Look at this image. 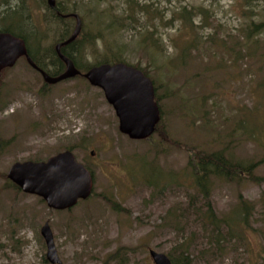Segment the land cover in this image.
Masks as SVG:
<instances>
[{"label":"rangeland","instance_id":"rangeland-1","mask_svg":"<svg viewBox=\"0 0 264 264\" xmlns=\"http://www.w3.org/2000/svg\"><path fill=\"white\" fill-rule=\"evenodd\" d=\"M2 1L0 19L19 3ZM23 1L31 21L23 22L22 34L40 59L65 27H50L47 0ZM56 2L77 11L85 33L103 35L84 63L111 56L104 49L109 43L114 50L122 45L125 64L148 71L163 132L131 141L119 132L101 90L76 78L45 85L42 94L43 80L19 61L3 75L0 95V264H50L41 236L46 223L62 264H153L150 250L169 257L184 241L192 264H249L264 257V183L211 181L219 218L233 217L240 197L254 206L246 243L223 230L226 253H215L208 249L202 212L194 214L203 209L186 150L223 151L235 162L257 164L254 175L264 179V31L245 40L251 22H264V0L250 6L244 0H139L158 12L138 8L134 28L121 31L108 24L110 16L129 9L128 0ZM183 9L192 12L187 20L179 15ZM68 23L73 31L75 20ZM147 35L151 39L144 42ZM65 151L94 178L88 200L53 211L42 199L9 187L6 176L14 163L46 162Z\"/></svg>","mask_w":264,"mask_h":264},{"label":"water","instance_id":"water-1","mask_svg":"<svg viewBox=\"0 0 264 264\" xmlns=\"http://www.w3.org/2000/svg\"><path fill=\"white\" fill-rule=\"evenodd\" d=\"M56 5V0H47V6L51 10H54ZM63 18L75 20L71 36L54 47L56 55L65 65V70L56 77L41 72L44 83L47 86H55L82 77L91 87L103 92L105 100L115 111L121 135L131 141L149 140L161 121L153 82L142 71L123 63L101 65L81 73L74 63L63 55L62 49L79 38L83 24L77 14ZM21 58H26L27 62L37 69L23 39L9 33H0V73L14 68ZM6 177L23 194L42 199L53 211H70L79 202L86 201L93 195L92 174L70 151L59 153L46 162L14 163ZM41 236L47 247V262L62 264L49 223L42 227ZM149 256L153 264H172L165 254L150 250Z\"/></svg>","mask_w":264,"mask_h":264},{"label":"trees","instance_id":"trees-1","mask_svg":"<svg viewBox=\"0 0 264 264\" xmlns=\"http://www.w3.org/2000/svg\"><path fill=\"white\" fill-rule=\"evenodd\" d=\"M246 6H250L251 0H244ZM3 4L9 6L7 0L2 1ZM45 3V0H43ZM129 9H127L124 14L120 17H112L110 16V22L108 24L109 29H114L116 31H121L129 28H134L133 23L137 21L133 18V14L136 13V10L139 8L140 11H143L149 14L152 11V7L148 4L141 6L139 4V0H128ZM131 11V14L129 12ZM155 12H158L157 9H153ZM25 4L23 0H19L18 6L15 8L7 9L3 15H5L0 22L3 23L0 27V33H9L16 37L23 39L26 43L29 55L32 61L41 69L45 71L46 74L52 77L59 76L65 70V65L61 62L58 56L55 53L54 47H51L47 51H45V55L41 56L40 59L36 54V51L30 49L29 46V38L22 34V24L23 22H30V17L25 16ZM48 11L51 14L49 18L50 27H53L57 24H63L64 29L56 41V45L66 41L72 34V29L69 26V21L74 20L72 18H63V16L71 15L70 10L67 7L62 6L61 4H57L54 10H51L48 7ZM70 11V12H69ZM77 11H73L72 14H77ZM154 13V12H153ZM157 14V13H156ZM192 12L187 9H183L180 12V16L187 20L191 16ZM81 18L83 28L79 38L72 43L71 45L62 49V53L64 56L69 58L75 65V67L81 72L86 73L93 67L101 66V65H115L123 63L124 60H121L123 48L122 45H118V49L114 50L111 44L105 43L106 54L111 53V56L104 55V57L93 64L84 63L86 59V55L90 50L92 53L97 51V41L100 40L103 35L99 33L98 35H91L85 33V24L83 23V18ZM10 22V24L8 23ZM127 22L129 24H127ZM9 24L8 26L6 25ZM16 30L19 33H16ZM264 31V22H251L250 25L246 29L245 40H257L262 32ZM151 39V35H147L144 38V42ZM155 40H152L153 45L158 48L157 43L155 44ZM192 48V47H190ZM183 49V55L190 49ZM45 60V63H44ZM127 65V64H126ZM143 72V74L148 77V71L141 70L138 66L134 67ZM82 78V77H78ZM149 78V77H148ZM156 90V89H155ZM158 102V98L155 99ZM161 121L156 128L155 134H161L162 131V115L161 112ZM251 135H255L251 133ZM151 139V138H150ZM189 153V162H188V170L191 171V175L194 181L195 196L196 199L201 200L202 209L196 210L194 213L196 216L198 212H202L201 224L203 227L204 233L209 238L208 249H213L215 253L223 254L226 253L227 247L224 246V242L226 238L222 235V231L226 232L228 238H236L238 242L246 243L244 239V234L246 233V229L249 228L250 219L252 216V212L254 206L247 201H245L242 197L239 199V206L236 211H234V216L231 218H219L214 212L211 200H210V185L211 181L219 180V181H228L234 182L237 179L244 178L247 181H252L254 183H264V179L257 178L254 175V172L257 168V164H242L240 162H235L232 159H229L225 156L223 151L217 152H204L200 150H190L186 149ZM11 183V182H10ZM9 187L14 189L17 192L20 190L14 186L12 183L9 184ZM114 209H117V206L113 205ZM195 209V207H193ZM235 226V228H233ZM237 228V230H236ZM236 231V232H234ZM225 235V236H226ZM189 244L184 241L182 244H178L173 253L169 255L172 264H192L190 261L189 254ZM249 264H264V257L262 256L260 260L255 262L249 261Z\"/></svg>","mask_w":264,"mask_h":264},{"label":"flooded vegetation","instance_id":"flooded-vegetation-1","mask_svg":"<svg viewBox=\"0 0 264 264\" xmlns=\"http://www.w3.org/2000/svg\"><path fill=\"white\" fill-rule=\"evenodd\" d=\"M43 22H44V27H45V10L43 12ZM44 34H45V28H44ZM30 56V55H29ZM31 58V57H30ZM32 60V59H31ZM19 61H23L26 63V65L34 72L36 73V75H38L42 80H43V77H42V73L41 72H45L43 69L39 68L34 62V64L37 66V69L33 68L26 60V58H21L20 60H18L17 64L19 63ZM44 63H45V60H44ZM16 64V65H17ZM13 69V68H12ZM9 70L11 69H6L4 70L3 72L0 73V95H1V89L3 88L4 86V83H5V80L3 79V75L8 72ZM44 82V81H43ZM40 92L42 94H45V83H44V86L40 89ZM2 147V145L0 144V148Z\"/></svg>","mask_w":264,"mask_h":264}]
</instances>
